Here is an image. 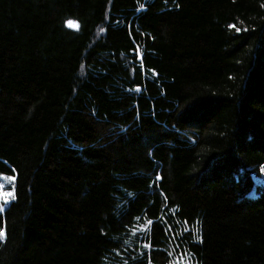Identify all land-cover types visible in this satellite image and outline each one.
I'll return each instance as SVG.
<instances>
[{
    "label": "trees",
    "instance_id": "16d2710c",
    "mask_svg": "<svg viewBox=\"0 0 264 264\" xmlns=\"http://www.w3.org/2000/svg\"><path fill=\"white\" fill-rule=\"evenodd\" d=\"M263 169L264 0H0V264H264Z\"/></svg>",
    "mask_w": 264,
    "mask_h": 264
},
{
    "label": "snow or ice",
    "instance_id": "6c2138e0",
    "mask_svg": "<svg viewBox=\"0 0 264 264\" xmlns=\"http://www.w3.org/2000/svg\"><path fill=\"white\" fill-rule=\"evenodd\" d=\"M233 27H234V25H233ZM237 30H239V29H237ZM141 59H142V57H141ZM3 179H6V180L12 182V187L10 190L4 191L5 185L3 183H0V212H2L4 210V204L5 203H8L11 200L16 199L15 181H16L17 177L14 175H8V176H4ZM157 179H159V178H157ZM250 195H254V193L250 194ZM5 237H6V232L3 229H0V239H3ZM196 239L202 243V237L197 236ZM146 247H148V246L146 245ZM141 255H143V254H141ZM149 264H151L150 260H149ZM189 264H192V262L189 261Z\"/></svg>",
    "mask_w": 264,
    "mask_h": 264
},
{
    "label": "rangeland",
    "instance_id": "374dc122",
    "mask_svg": "<svg viewBox=\"0 0 264 264\" xmlns=\"http://www.w3.org/2000/svg\"><path fill=\"white\" fill-rule=\"evenodd\" d=\"M68 27L69 28H75L76 26L74 24H69ZM1 176L2 175H0V183H3L5 185L4 191L10 190L11 187H12V182H10V181H8L6 179H3V177H1ZM256 182L259 185H264V169L262 171V177L260 179H256ZM12 201L13 200H11L10 202L4 204V210L10 205V203ZM174 264H189V261L186 260V259L181 258V259L177 260Z\"/></svg>",
    "mask_w": 264,
    "mask_h": 264
}]
</instances>
